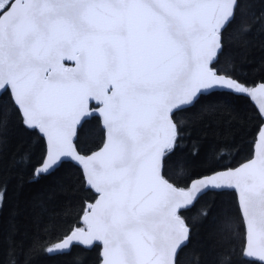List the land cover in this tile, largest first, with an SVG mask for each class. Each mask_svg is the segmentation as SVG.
<instances>
[{"label": "snow or ice", "instance_id": "snow-or-ice-1", "mask_svg": "<svg viewBox=\"0 0 264 264\" xmlns=\"http://www.w3.org/2000/svg\"><path fill=\"white\" fill-rule=\"evenodd\" d=\"M237 6L236 0H0V128L10 108L40 134L45 155L36 175L52 174L64 157L83 166L98 195L83 217L87 230L72 238L101 241V264H175L190 240L178 210L193 194L168 182L158 164L178 138L176 113L218 95H247L264 110V82L249 87L216 67L221 29L231 27ZM90 106L103 117L106 142L84 157L72 137ZM257 144L238 168L213 171L196 186L238 191L246 264H264V134Z\"/></svg>", "mask_w": 264, "mask_h": 264}, {"label": "trees", "instance_id": "trees-1", "mask_svg": "<svg viewBox=\"0 0 264 264\" xmlns=\"http://www.w3.org/2000/svg\"><path fill=\"white\" fill-rule=\"evenodd\" d=\"M237 5L231 27L221 31L222 51L216 67L254 87L264 82V0H237ZM4 110L0 264H100L99 245L73 244L69 250H57L73 231L86 229L83 217L98 194L72 163L36 176L45 143L40 134L25 128L14 111ZM175 123L178 138L165 151L162 176L176 188L186 189L193 179L250 159L263 120L249 96L218 95L176 113ZM104 140L100 119L92 114L78 128L75 147L88 155ZM178 215L190 229V240L175 264H246L241 251L244 224L234 191L207 192Z\"/></svg>", "mask_w": 264, "mask_h": 264}, {"label": "water", "instance_id": "water-1", "mask_svg": "<svg viewBox=\"0 0 264 264\" xmlns=\"http://www.w3.org/2000/svg\"><path fill=\"white\" fill-rule=\"evenodd\" d=\"M236 3H237V0H236ZM226 23H227V22H226ZM223 29H224V28H222L221 31H222ZM219 53H220V51H218V55H219ZM63 63H64V66H65L66 68H70V69H71V68H75V62H74V61H71V60H65V61H63ZM66 64H69V66L67 67ZM258 85H259V84H258ZM258 85H257V86H258ZM249 98H250L251 102L253 103V105L257 108V110H258V112L260 113L261 118H262V120H263V124H262L261 127H260V130H259V132H258V134H257V137H256V141H255V143H254V148H253V152H254V150H256V149L258 148V144H257V142H258V138H259V136H260L261 134H264V110H262V109L260 108V103H261V102H260L258 99H253V98H251V97H249ZM93 104H94V102H93ZM92 114H96V115L99 117L100 122H101L102 129L104 130V136H105L104 144H105V142H106V128H105V126H104V124H103V117L100 116V114H99L98 112H93V111L91 110V106H90V108H89V113H88L87 115L81 117L79 123H78L77 125H75V127H74V135H73V137H72V141H73L74 148H75L76 150H77V148L75 147V141H76V138H77L78 128H79V127L82 125V123H84V122L86 121V119L89 118ZM104 144H102V146H101L100 148H98L97 150L93 151L92 153H90V154H88V155L83 154V153H80L78 150H77V151H78V153H79L81 156L88 157V156H91L93 153L98 152L101 148H103ZM165 151H166V150H165ZM164 154H165V153H164ZM252 156H253V154H252ZM252 156H251V158H252ZM163 157H164V155H163V156L159 159V161H158V164H159V172H160L161 175H162V167H163V165H162ZM251 158H250V159H251ZM62 159L64 160V163H72V164L76 165L77 167H79V168L82 170L83 175H84V177H85V173H84V171H83V166L80 165L77 161L72 160L71 158H68V157H64V158H62ZM248 160H249V159H248ZM246 161H247V160H246ZM246 161H244V162H246ZM244 162H243V163H244ZM243 163H241V164H243ZM241 164H239V165H238L237 167H235V168H238ZM39 166H40V165H38V166L36 167V169H38ZM36 169H35V170H36ZM224 171H225V170H224ZM218 172H223V171H218ZM35 175H36V174H35ZM209 175H211V174H209ZM36 176H39V175H36ZM205 176H208V175H205ZM205 176H202V177H205ZM200 178H201V177L191 180L190 183L188 184V187H187L186 189H179V188H177L178 190L190 191V192H192V194H193V199L191 200V202L188 203V204H186V205H184V206H182L178 211H180V210L183 209V208L190 207L192 204H194V203L199 199L200 196H202L203 194H205V193H207V192H221V191H225V190H231V191H234V192L236 193V196H237V203H238V208H239V211H240V214H241L240 204H239V193H238V191H236V190H234V189H229V188L215 189V190H207V191H206V190H203V189L196 188L197 184L199 183ZM85 180H86V179H85ZM86 185L89 187V185H88L87 183H86ZM174 187H175V186H174ZM193 189H196V190L193 191ZM92 190L95 192L94 189H92ZM96 194H97V193H96ZM94 203H95V202H94ZM94 203H93V204H94ZM91 205H92V204H91ZM89 210H90V206H89ZM89 210H88V211H89ZM87 213H88V212H87ZM87 213H86V214H87ZM86 214H85V215H86ZM241 217H242V215H241ZM242 221H243V224L245 225V220H244L243 217H242ZM85 226H87V225L85 224ZM77 230H78V229H77ZM77 230L73 231V232H72L71 234H69L66 238H64V239L58 244V246H57V250H58V251L69 250V249L72 247L73 244H79V245H81V246H83V247H86V248H91V247H93V246H95V245H99L100 248H101L100 253H101V259H102V255H103V243H102L101 241H92V242L86 244V243H83V242H81V241L75 240V239H73L72 237L74 236V234L76 233ZM85 231H86V230H85ZM66 242H67V243H66ZM61 244H64L65 246H64L63 248H60L59 245H61ZM180 250H181V249H178V250H177V255H178V253H179ZM177 255H176V257H175V262H176ZM242 256H243V255H242ZM243 258L246 259L245 256H243ZM100 264H101V263H100Z\"/></svg>", "mask_w": 264, "mask_h": 264}, {"label": "rangeland", "instance_id": "rangeland-1", "mask_svg": "<svg viewBox=\"0 0 264 264\" xmlns=\"http://www.w3.org/2000/svg\"><path fill=\"white\" fill-rule=\"evenodd\" d=\"M86 227V229L85 230H87V226H85Z\"/></svg>", "mask_w": 264, "mask_h": 264}]
</instances>
